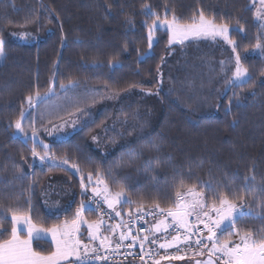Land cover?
Here are the masks:
<instances>
[{"label": "trees", "instance_id": "trees-1", "mask_svg": "<svg viewBox=\"0 0 264 264\" xmlns=\"http://www.w3.org/2000/svg\"><path fill=\"white\" fill-rule=\"evenodd\" d=\"M252 1L0 0V39L6 53L0 65V221L7 229H0V240L10 237L8 207L50 228L70 221L80 203L79 177L41 165L31 156V140L25 142L14 127L21 109L28 110L25 97L37 88L44 96L50 83L71 107L90 97L91 90L105 86L117 94L133 93L143 127L137 139L105 156L93 148L92 133L87 131L96 129L103 122L101 117L70 139L53 142L58 160L70 158L85 175L97 167L111 168V190L126 186L131 199L143 202L145 208L155 203L168 207L177 190L183 192L193 185L209 204H219L215 193H227L232 202L244 203L251 215L239 218L223 236L236 230L264 233L260 218L264 210V58L245 56L256 48L257 38L261 40ZM145 6L161 18L175 15L189 22L198 19L202 10L206 18L227 22L236 29L230 36L251 79L232 86L224 96L216 77L218 60L196 51L195 58L175 66L160 84V71L169 55V34L156 31V41L149 48L147 26L154 17L145 14ZM13 33L33 34L40 40L19 43ZM61 83L67 87L60 88ZM73 83L77 86L72 87ZM150 141L159 151L142 147ZM21 175L22 180L15 179ZM60 176L71 181L74 202L67 212L50 215L43 195ZM130 207L136 205H123L122 214ZM85 214L90 220L97 218L92 211ZM34 249L43 255L54 251L47 241H36Z\"/></svg>", "mask_w": 264, "mask_h": 264}, {"label": "snow or ice", "instance_id": "snow-or-ice-1", "mask_svg": "<svg viewBox=\"0 0 264 264\" xmlns=\"http://www.w3.org/2000/svg\"><path fill=\"white\" fill-rule=\"evenodd\" d=\"M259 3L261 8L257 10L256 15L264 26V0H259ZM145 9L146 15L154 17L151 25L147 26L149 48L152 47L155 32L160 29L168 32L169 45H183L190 39H220L231 46V50L235 54L234 69H229L226 62H220V70L225 74L226 84L229 87H239L251 79L248 69L243 66L237 52L238 45L230 36V32L236 29H231L227 22L218 23L215 18H206L202 10L198 14V19L193 18L189 22H182L175 15L169 18L165 14L161 18L147 6ZM238 30L243 32V28ZM257 39L256 48H264V45L259 42V37ZM4 59H6L4 41L0 39V62ZM229 71L232 73L231 77L227 76ZM76 86L75 83L72 84V87ZM59 87L66 88L67 86L61 83ZM93 91L99 92L100 90ZM105 93L107 97L117 94L108 90L107 86H105ZM51 94H54V88L50 83L48 93L44 96L40 94L38 88L34 94L27 95L25 100L28 111L21 109V118L14 121V127L17 134L25 138V142L31 140V156L41 165L64 170L73 169L80 175L82 198L70 221L66 220L62 225H53L50 228L38 227L26 212L19 209L11 207L5 209V211L11 212L12 227L10 237L0 240V264H62L64 261H67L68 264H94V262L107 264L114 255L119 253L121 247L124 246L123 242L129 239H131V243L124 247L133 248L139 240L142 252L146 243L158 244L159 249L175 248L177 253L185 252L187 254L188 251H192L193 257L203 256L207 250L209 259L206 261L195 260V264H217V261L219 264H264V233L236 230L230 232L226 238L223 236L227 229L235 226L239 218L251 215L250 212L246 213L243 210L244 204L237 205L229 200L227 193H215L219 204L212 203L210 205L205 194L197 191L193 185L183 192L177 190L175 201L168 207H161L159 203H155L154 207L145 208L143 202L131 199L126 186L120 185L119 190L115 192L111 190L108 184V177L112 176L111 168L102 170L97 167L94 172L89 171L85 175L79 164L71 162L70 158L64 157L58 160L52 152V146L41 138V130L52 135L53 132L59 131L69 124L75 127L82 117L89 114L90 108L105 97H84L73 104L70 109H63V114L60 112L49 113L48 118L43 113L32 116V112L38 108V105ZM29 116H32V120L26 129L22 125V120L28 119ZM54 120L59 123H54ZM37 123H39V127H37ZM10 126L13 125L10 124ZM29 131L31 135H29ZM93 139L96 140L97 137L94 136ZM142 147L155 148L159 151L155 143L151 141ZM128 155L131 156L132 152H129ZM21 159L24 157L22 156ZM15 179L22 180L23 176H17ZM248 179L254 180V177ZM180 187H184L183 182ZM239 199L243 200V196ZM125 204L136 205L134 209L129 208L128 219L122 216V208ZM88 211H95L98 214V219L88 221L84 215ZM148 216H151L154 222L147 229L140 227L137 234L133 235V224L141 221L144 224H149L146 219ZM158 216L163 219H158ZM189 217L194 219L190 220ZM115 218H119V220L115 223H108ZM260 218L264 219V210H262ZM83 224H87L90 243H84L79 238L80 227ZM0 229L7 232L3 221H0ZM169 229H172L175 234L169 233ZM161 231L166 234L163 243L159 242V238L154 235ZM22 232H26L24 238L21 236ZM139 232H144L145 235L141 237ZM47 234H51L55 250L48 255H43L33 249L32 243L35 239ZM168 235L171 236V239H168ZM117 236L118 238L114 239ZM233 237L238 239L234 240ZM95 241L99 242L98 246L91 243ZM101 252L105 254H101ZM146 254L153 260V264H160V261L155 259L152 250ZM213 256L216 257V260L212 259ZM161 259L183 260L185 255H165Z\"/></svg>", "mask_w": 264, "mask_h": 264}, {"label": "rangeland", "instance_id": "rangeland-1", "mask_svg": "<svg viewBox=\"0 0 264 264\" xmlns=\"http://www.w3.org/2000/svg\"><path fill=\"white\" fill-rule=\"evenodd\" d=\"M252 6L254 8L255 23L259 27L261 32L260 43L264 45V26H262V22L257 19V15H256L257 10L261 8L259 0H253ZM12 35L17 42L24 44L37 43L40 40L39 37L29 33H13ZM155 41H156V36L154 34L153 44L155 43ZM196 51H203L209 57H213L212 60L214 61L218 60L219 66H220V62L224 61L226 62L229 69H234L235 54L232 52L231 46L227 45L224 41L220 39L213 40L211 38L190 39L188 41H185L183 45L181 44L169 45V55L165 58L163 62V67L160 71V76H159L160 84L164 82V79L166 78L165 75L169 76V74H171L175 66H178L180 64L183 65L184 63L188 64L189 61L192 60L191 58H195L193 54ZM245 56L247 58H251V57L257 59L264 58V48L262 49L255 48L251 51H247L245 53ZM3 62L4 60L0 62V65ZM231 74H232L231 71H229L227 73V76L231 77ZM216 77L218 84L224 87L222 93L225 96L229 91V89L231 88L226 84L225 74L221 72V70L219 69V73L217 74ZM93 90L89 92L90 97L104 96L105 98L101 99L99 103L92 106L89 110V114L82 117L75 127L69 124L59 129V131L53 132L52 135H48L43 130H41L40 135L41 138L45 141V143L51 145L53 142L66 141L75 134L81 132L82 130L89 128L90 125L96 123L98 119L101 117L103 118V122L101 124H98L96 129L94 130L89 129L87 131L89 133H92L90 135L89 141L91 142L93 148L101 152L103 155L108 156L116 152L119 148L126 147L133 140L137 139L143 127H142V122L138 119V115H139L138 110L135 109L134 107L135 103L138 101L136 95H134L133 93H128L126 95L116 94L112 97H107L105 93V88H99L100 90L99 92ZM157 94H159V90L157 91ZM70 103H71L70 101H68L67 103L64 100L62 101L60 96L54 92V94L47 96L43 100V102H41L38 105V108L32 112V116H36L38 113H43L45 117L48 118L49 113L60 112L61 114H63L62 112L63 109L71 108V105H69ZM32 116H29L28 119L26 120H22V125L26 129L29 127L31 123ZM54 123H59V121L54 120ZM37 127H39V123H37ZM29 135H31L30 131H29ZM19 136L25 139L23 136L21 135ZM94 136L97 137L96 140L93 139ZM68 171H70L74 175H77L80 181V175L76 173L75 170L68 169ZM70 185L71 183L69 181H66L60 176L58 182L55 181L53 182V184L48 186V188H46L43 197L46 198V202L51 204L50 209L53 215H61L67 212L72 207L74 202L73 201L74 193ZM235 204L241 205L244 203H235ZM243 210L246 213L249 212L246 206L244 207ZM84 225L85 224L81 225V227ZM81 227H80V231H81ZM233 239L236 240L238 238L233 237ZM82 241L84 242V240ZM214 260H216V258H214ZM218 262L219 261H217V263ZM160 264H164V261L160 260ZM166 264H176V263L170 262Z\"/></svg>", "mask_w": 264, "mask_h": 264}, {"label": "built area", "instance_id": "built-area-1", "mask_svg": "<svg viewBox=\"0 0 264 264\" xmlns=\"http://www.w3.org/2000/svg\"><path fill=\"white\" fill-rule=\"evenodd\" d=\"M80 198H82L81 197V191H80ZM92 212H94V214L96 215V217L98 219V214L95 211H92ZM122 216L125 219H128L127 213H126V215L122 214ZM157 218L163 219V217H159V216ZM105 219H107V218H105ZM146 219L149 221V224H144L142 221L139 223L133 224V235L137 234L140 227L147 229L149 227V225L154 222L151 216L146 217ZM189 219L191 220L194 218L192 217ZM118 220H119V218H115L114 220L108 221V223H115ZM201 227H203V226L201 225ZM169 233L175 234L172 229H169ZM143 235H145L144 232H139V236L142 237ZM154 235L159 238V242H161V243L165 242L166 234L163 231H161L160 233H155ZM116 238H118V236L114 237V239H116ZM168 239H171L170 235H168ZM98 243H99L98 241L92 242V244H95L97 246H98ZM130 243H131V239L124 241L123 245L126 246ZM124 246L121 247L119 253L114 255L112 257V259L107 262V264H153V260L146 254L149 250L153 251L156 260H159V261L162 260L164 262L181 261V260H175V259H172V260L161 259L165 255H169V256H171V255H185V258H187L188 256H193L192 251H188L187 254H185V252L177 253L175 248H170L167 250L159 249L158 244H150V243H146L144 245V250L142 252L140 244H139V240L137 241L136 245L133 248L128 249ZM129 253H131V254H129ZM101 254H105V253L101 252ZM207 254H208V252H207V250H205L204 255H207ZM141 256H143V259H141ZM94 264H104V262H94Z\"/></svg>", "mask_w": 264, "mask_h": 264}, {"label": "crops", "instance_id": "crops-1", "mask_svg": "<svg viewBox=\"0 0 264 264\" xmlns=\"http://www.w3.org/2000/svg\"><path fill=\"white\" fill-rule=\"evenodd\" d=\"M66 181H69V182L71 183L70 180H66ZM70 186L72 187V190H73V193H74V187H73L72 185H70ZM73 196H74V194H73ZM43 203H44V206H45L47 212H48L50 215H53V213H51V209H50L51 204L48 203V202H46V198H44V197H43ZM53 212H54V211H53ZM54 214H55V213H54ZM84 215H85V214H84ZM85 217H86V215H85ZM189 218H190V217H189ZM86 219H87L88 221H92V220L88 219L87 217H86ZM95 220H97V219H95ZM32 222H33V221H32ZM33 223H34V222H33ZM37 226H38V225H37ZM38 227H40V226H38ZM21 236H22V238H24V237L26 236V232H22V233H21ZM80 238H81L82 240H84V243H90V242H89V238H88L87 224H85L84 226L81 227ZM36 241H47V242H50V243L53 245L54 250H55V245H54V243H53L52 240H51V234L42 235L41 238H37V239H35V240L33 241V243H32V247H33V249H34V243H35ZM91 243H92V242H91ZM34 250H35V249H34ZM214 258H216V257L213 256L212 259L214 260ZM208 259H209V255H208V254H207V255H203V256H195V257H193V256H188V257L185 258L184 260H181V261H178V262H175V263H176V264H192V263L195 264V260H204V261H206V260H208ZM62 264H68V262H67V261H64V262H62ZM217 264H219V262H218Z\"/></svg>", "mask_w": 264, "mask_h": 264}]
</instances>
